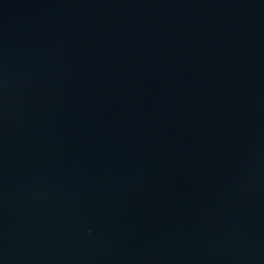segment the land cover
I'll return each mask as SVG.
<instances>
[{"label": "water", "instance_id": "water-1", "mask_svg": "<svg viewBox=\"0 0 264 264\" xmlns=\"http://www.w3.org/2000/svg\"><path fill=\"white\" fill-rule=\"evenodd\" d=\"M0 264H264V0H0Z\"/></svg>", "mask_w": 264, "mask_h": 264}]
</instances>
